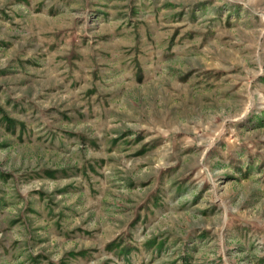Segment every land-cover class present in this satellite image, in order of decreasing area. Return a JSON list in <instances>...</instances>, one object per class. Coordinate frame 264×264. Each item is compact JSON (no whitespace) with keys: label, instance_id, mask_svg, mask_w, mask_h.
I'll return each instance as SVG.
<instances>
[{"label":"rangeland","instance_id":"374dc122","mask_svg":"<svg viewBox=\"0 0 264 264\" xmlns=\"http://www.w3.org/2000/svg\"><path fill=\"white\" fill-rule=\"evenodd\" d=\"M0 264H264V0H0Z\"/></svg>","mask_w":264,"mask_h":264}]
</instances>
